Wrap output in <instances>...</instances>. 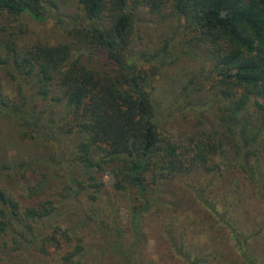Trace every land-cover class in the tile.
<instances>
[{
	"label": "trees",
	"instance_id": "trees-1",
	"mask_svg": "<svg viewBox=\"0 0 264 264\" xmlns=\"http://www.w3.org/2000/svg\"><path fill=\"white\" fill-rule=\"evenodd\" d=\"M0 17L21 27L0 38L14 83L11 96L0 84V122L52 146L41 162L60 178L52 192L46 176L29 188L47 197L27 206L0 187V254L35 260L53 248L52 264H86L96 249L99 264H159L145 253L155 219L171 264H227L224 248L231 264H264V217L242 204L250 195L264 210V0H0ZM146 17L166 29L151 53L135 45ZM48 18L66 39H21L23 20ZM182 58L199 67L178 98L210 93L184 138L164 129L154 86ZM38 160L18 163L20 178ZM228 173L231 185H217Z\"/></svg>",
	"mask_w": 264,
	"mask_h": 264
},
{
	"label": "rangeland",
	"instance_id": "rangeland-1",
	"mask_svg": "<svg viewBox=\"0 0 264 264\" xmlns=\"http://www.w3.org/2000/svg\"><path fill=\"white\" fill-rule=\"evenodd\" d=\"M74 2V1H73ZM65 5V4H64ZM76 5V4H75ZM64 10L70 11L72 13H77L76 6L72 8H67L64 6ZM73 9V10H72ZM147 21L136 23V35L143 36L144 40H136L135 45L137 46V50H145L146 52H152L154 45L150 44V39L155 40L162 33L165 35L166 29H161L157 27L156 22H149L151 18L146 17ZM148 24V25H147ZM24 25V33L22 34L21 39L27 40H36V39H45L49 41L66 39L64 34H62L63 25L54 23L52 19H47L44 23H37L33 21L23 20ZM19 24L17 22L11 21L8 18L5 19L0 17V38L9 37L10 33H15L14 37H19ZM54 38V39H53ZM156 42L158 41L155 40ZM159 44V42H158ZM177 51V50H175ZM176 52H173L172 55H175ZM171 56V55H167ZM198 53V59L199 58ZM199 67V61L193 60L191 61L188 58H182L179 61L173 63L172 65L165 67L158 76V79L154 81L155 86V99L159 106V117L161 121H163L164 129L167 133H175L178 136L185 137L186 134L191 132L194 129L197 113L200 109H202L201 103H205L206 99L210 97V93L203 91L200 95H192L188 101L192 100V105L189 102H182L178 97H180L183 92V88L187 85L188 80L197 72ZM0 84L3 88V91L6 95H13L14 91V83L5 75L4 71L0 69ZM208 84L206 85V88ZM60 112V109H57ZM54 157L53 147H40L37 142L31 140H21L18 137L16 132V128L14 124L10 121L0 122V187L3 188L7 193H9L14 199L19 200L22 205L27 206L32 203L37 202L44 197H47V194L43 193V195L39 197H33L32 199L28 198L27 191L32 186L36 185L44 176L49 179L47 184L48 188L52 192V188H57L60 185V178L54 174V168L56 165L50 164H42V160L50 159ZM39 159L38 162L35 163L36 171L35 172H26V176L24 178H20V175L17 174V164L20 162L32 163L31 166L34 165V160ZM55 158V157H54ZM191 180L197 182L195 176L191 177ZM233 182V177L231 173H228L224 180L223 185L219 186H229ZM48 194L50 192L48 191ZM170 201L169 197L166 198ZM242 204L248 206V204L253 205V210L256 215L263 216L264 210L261 204H258V201L252 196H248V201L242 199ZM189 209L194 205H188ZM190 213H187L185 216L193 215L194 218L199 222L201 216V208L196 207ZM123 220L126 218V211L123 209L120 213ZM188 220V217L186 218ZM164 220H166L164 218ZM199 223L189 224V233L188 235H193L198 237L199 234L196 228L199 227ZM252 226V225H251ZM161 227L158 225V221L152 219L146 227L147 232V244L145 246V253L147 255L152 256L157 259L159 264H171L172 256L167 250V244L165 242V238L163 237ZM188 228V226H187ZM249 229H253L250 227ZM195 234V235H194ZM162 236V238H161ZM98 237V236H97ZM91 239V238H90ZM6 240V239H5ZM98 240H93L92 242H96ZM2 242V238L0 237V243ZM200 242H202L200 240ZM260 244V242H259ZM49 253L56 254L55 251L49 249ZM91 255L86 257V264H99V255L98 251L94 249ZM15 256L14 259H9L8 257L0 254V264H29V262H33L34 264H52L55 260V256L53 254L48 255L43 258L31 259L26 255H17V253H13ZM232 252L228 248H224L222 251V256L218 259V261H225L227 264H231L232 261ZM3 255V256H2ZM103 264H117L115 258L112 259H104Z\"/></svg>",
	"mask_w": 264,
	"mask_h": 264
}]
</instances>
